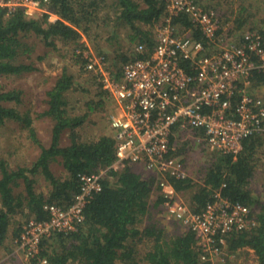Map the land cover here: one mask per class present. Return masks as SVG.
Instances as JSON below:
<instances>
[{"label":"trees","instance_id":"obj_1","mask_svg":"<svg viewBox=\"0 0 264 264\" xmlns=\"http://www.w3.org/2000/svg\"><path fill=\"white\" fill-rule=\"evenodd\" d=\"M202 1L194 0L204 9L217 12L215 2L205 4ZM44 4L47 11L35 15L28 14L21 6L10 13L6 8H0V77L22 76L39 69L30 56L34 46L28 43L35 37L54 48L57 41L70 46L79 68L87 69L84 55L87 47L84 49L80 41L81 30L89 35L92 26L101 22L109 31L121 25L129 28L125 50H118L119 53L111 60L108 51H100L119 75L126 62L151 54L156 43V28L169 17L168 0H48ZM241 8L234 19L238 30L248 19L241 18L245 16L243 10H247L246 7ZM51 14L57 16L53 21ZM112 20L113 25H110ZM226 22L220 20L222 26ZM172 23L180 32L203 38L186 11L174 15ZM115 24L119 25L116 27ZM221 30L225 32L223 28ZM248 31L254 30L251 27ZM243 35L239 32L235 36L237 41H241ZM117 44L123 45L120 41ZM137 45L143 46L142 52H136ZM43 58V55L36 56V60ZM95 79L99 99L87 101L88 110L83 114H74L68 109L75 77L67 68L55 85L46 90V107L39 114H33L29 108L19 109L23 103L22 88L7 90L0 83V126L16 121L40 149L34 160L16 167L0 157V246L7 247V241L14 240L30 218L47 219L49 210L45 205L70 206L80 189L79 174L98 173L116 160V141L112 133H103L97 139L87 141L82 140L79 133L78 128L96 109L92 103L104 105L111 97L96 76ZM251 79V86H264V72L255 70ZM37 114L48 116L54 122L48 145L40 138L34 124ZM181 131L175 129L171 136L172 145L177 142L175 136ZM64 133H68L67 144H62ZM200 133L197 131L195 134ZM263 146L264 131L245 138L236 156L219 152L199 184L188 175L185 178L168 177L178 193H189L188 203L194 211H201L216 191L248 205L255 226L220 236L219 244L225 253L245 246L253 248L257 264H264V198L254 194L249 185L256 171L258 152ZM175 154L178 155L177 151ZM57 160L67 172L65 177L58 176L52 168ZM40 176L50 184L49 190L37 189ZM102 182L103 189L87 204L85 221L78 231L44 239L40 253L31 260V264H36L39 257H46L49 264H214L212 259L202 258L203 250L197 243L195 231L180 219L172 218L178 226H184L183 230L171 235L165 227L158 225L150 208L163 202L155 174L136 171L127 164L119 169H107ZM141 241L143 249L138 245Z\"/></svg>","mask_w":264,"mask_h":264},{"label":"built area","instance_id":"obj_2","mask_svg":"<svg viewBox=\"0 0 264 264\" xmlns=\"http://www.w3.org/2000/svg\"><path fill=\"white\" fill-rule=\"evenodd\" d=\"M46 1L0 0V8L10 13L21 6L30 15L42 14ZM168 10L169 17L156 28L151 54L126 62L119 75L103 54L84 53L86 68L114 101L116 160L98 173L79 174L80 189L70 206L45 205L47 219L30 218L23 224L14 241L27 261L40 253L44 239L78 231L87 204L103 189L107 169L127 164L155 174L162 205L169 216L195 231L204 259L224 257L220 236L255 226L250 207L220 191L201 211H194L168 177L187 176L182 158L172 153L176 128L202 132L209 147L235 156L245 138L264 131V98L249 90L254 71L264 72V38L255 32L245 33L241 41L229 37L217 12L194 0H168ZM180 11L190 13L202 39L174 28L172 19ZM142 50L137 45L136 52ZM36 264L49 261L39 257Z\"/></svg>","mask_w":264,"mask_h":264},{"label":"rangeland","instance_id":"obj_3","mask_svg":"<svg viewBox=\"0 0 264 264\" xmlns=\"http://www.w3.org/2000/svg\"><path fill=\"white\" fill-rule=\"evenodd\" d=\"M211 1L215 2L216 6H218L217 15L220 17L221 22L227 21L224 27L228 29L229 37L232 36V38H234L239 32H242V34L255 32L264 37V34H261L262 31H264V0H203L202 2L207 4ZM109 3H111V1H109ZM241 6L247 9L243 10L245 16L241 18L248 19L244 27L238 30L235 28L234 19L236 18V14L241 12ZM232 11L234 14H232ZM51 15H53L51 18L52 21L57 18L55 14ZM113 22V20L109 21V24L113 25ZM117 25L119 24H115L116 27ZM251 27L254 31H248ZM231 30L233 32L235 31V33L231 34L229 32ZM127 32L130 33L129 28L125 25H121L109 31V29L103 25V22H101L100 25L94 24L92 26L89 35L81 30L82 37L80 41L83 42L84 49L87 47L85 52L90 51L102 54L100 51L105 49L108 51L109 57H111L109 60H111L119 53L117 52L118 50H125ZM111 35L115 36V38H111ZM130 37H128V39H130ZM121 39H124L123 42ZM118 41L123 45L119 46V44H117ZM28 43L34 46V51L30 56L34 59L33 61L39 69L22 76L0 77V83L5 86V89L22 88L24 90L23 103L19 105L21 111L28 108L31 109L33 114H39L40 111H43L46 107V90L55 85L66 68L75 77L74 87L70 90L71 106L68 107L70 112L74 114H83L88 110L87 101L90 99H99V96L96 95L99 90L96 84L95 74L88 69H84V71L79 68L78 64L75 62L70 46L57 41L56 48H54L51 45L48 46L43 40L41 41L36 37L30 38ZM37 55H43L44 58L42 60H36ZM249 90L253 95L264 98L263 85L260 87L251 86ZM92 104L96 105V109L88 115L86 122L78 128L80 136L84 141L97 139L98 136L103 133H112L111 115L115 112L113 98L110 97L107 99L104 105ZM38 114L35 115L34 124L40 138L48 145L51 142L54 122L50 117L38 116ZM175 138L177 142L174 146L177 147L175 148L177 149L178 157L182 158L184 162L187 175L191 177L196 184L201 183L204 179L207 167L211 165L212 159L218 155L219 151L209 147L203 135L195 134V132L190 130H182L181 133L178 132V136H175ZM67 143L68 133H64L62 144ZM39 153V147L35 146V144L30 141L25 129H22L16 121L8 122L0 126V157L3 156L6 158L7 162L12 167H16L18 164L30 163ZM257 157L256 171L250 181L249 187L254 194L264 198V146L258 152ZM59 161L60 160L55 161L52 168L58 176L65 177L67 172ZM133 167L136 171H142L141 166L134 165ZM49 188L50 184L43 176H40L37 189L46 191L47 189L49 190ZM179 195L185 202L188 201L189 193L185 195L179 193ZM153 196H157V194L153 193ZM153 196H151V200ZM151 203L152 201H150V204ZM150 208L154 213V218L157 219L158 225L165 227L169 235L183 230L184 226H178L172 219L173 217L169 216L166 208L162 204L156 206L153 204ZM10 240L7 241V247L0 246V264H31L30 261L26 260L23 252L18 249L14 241L15 239L12 241ZM138 245L143 249V241ZM211 259L214 264H257V254L253 248L248 246L241 247L235 252L229 253L226 251L224 257L212 255Z\"/></svg>","mask_w":264,"mask_h":264},{"label":"crops","instance_id":"obj_4","mask_svg":"<svg viewBox=\"0 0 264 264\" xmlns=\"http://www.w3.org/2000/svg\"><path fill=\"white\" fill-rule=\"evenodd\" d=\"M190 131H191V130H190ZM181 132H182V131H181ZM181 132H180V133H181ZM175 147H176V146H175ZM176 148H177V147H176ZM176 148H175V150H174L175 153H176V150H177ZM175 153H174V155H175V156H178V155H176ZM141 170H142V172L146 173V170H145L142 166H141ZM187 203H188V201H187ZM188 204H189V203H188Z\"/></svg>","mask_w":264,"mask_h":264}]
</instances>
